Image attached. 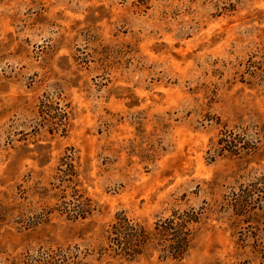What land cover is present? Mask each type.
Instances as JSON below:
<instances>
[{"label": "rangeland", "instance_id": "1", "mask_svg": "<svg viewBox=\"0 0 264 264\" xmlns=\"http://www.w3.org/2000/svg\"><path fill=\"white\" fill-rule=\"evenodd\" d=\"M0 264H264V0H0Z\"/></svg>", "mask_w": 264, "mask_h": 264}, {"label": "trees", "instance_id": "2", "mask_svg": "<svg viewBox=\"0 0 264 264\" xmlns=\"http://www.w3.org/2000/svg\"><path fill=\"white\" fill-rule=\"evenodd\" d=\"M197 219L195 211L174 212L170 218L157 222L152 232L121 215L110 228L112 253L132 261L146 250L158 248L173 259H181L190 247L189 224Z\"/></svg>", "mask_w": 264, "mask_h": 264}]
</instances>
